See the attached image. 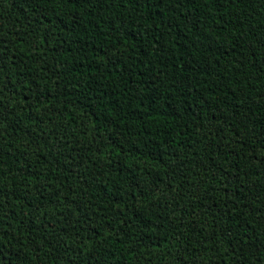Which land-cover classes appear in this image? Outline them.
Returning <instances> with one entry per match:
<instances>
[{"label": "trees", "instance_id": "1", "mask_svg": "<svg viewBox=\"0 0 264 264\" xmlns=\"http://www.w3.org/2000/svg\"><path fill=\"white\" fill-rule=\"evenodd\" d=\"M0 264H264V0H0Z\"/></svg>", "mask_w": 264, "mask_h": 264}]
</instances>
